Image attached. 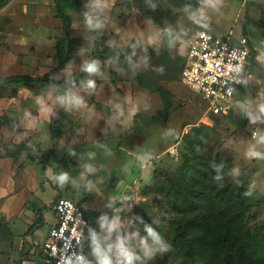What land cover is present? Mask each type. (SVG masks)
Returning <instances> with one entry per match:
<instances>
[{"label":"rangeland","instance_id":"rangeland-1","mask_svg":"<svg viewBox=\"0 0 264 264\" xmlns=\"http://www.w3.org/2000/svg\"><path fill=\"white\" fill-rule=\"evenodd\" d=\"M81 1L102 25L100 45L120 53L122 64L97 58L99 71L86 81L94 80L95 87L86 83L75 94L85 104L74 105L59 140V151L74 162L71 182L61 186L54 179L58 175H39L37 192L28 198L26 193L15 196L13 211L27 198L17 215H9L5 202L10 196L0 195V264H41L34 255L41 242L32 235L40 229L39 217L47 221L44 234L55 221L57 194L81 202L86 210L102 212L109 220L120 217L124 227L104 242L133 233L146 237V225L156 229L169 251L156 253L143 264H228L230 257L238 264H264V172L257 158L246 156L255 147L264 150L257 148L253 137L254 132H264V117L253 123L242 109L229 117H211L203 98L180 79L188 43L198 31L227 36L238 45L249 30L263 54L259 38L264 0H118L111 5L102 0L106 4L102 9L95 7L98 0ZM62 26L52 0H0V77H38L55 68ZM74 27L78 51L59 77L81 71L90 57V27L80 20ZM111 71L116 73L115 83ZM162 90L167 91L169 111ZM254 91L261 95L257 104L264 103L263 76ZM254 106L252 115H262L259 105ZM60 107L56 88L0 89V115H17L22 126L33 120L43 128ZM10 130L0 124L2 143L14 146L12 151L24 148L10 138ZM39 140L32 148L45 160L48 142ZM173 147L177 156L170 153ZM87 165L96 168L87 174L91 191L81 180ZM217 175L222 178L216 180ZM222 190L237 196L240 205L222 213L221 208L228 207L217 203ZM120 196L127 199H117ZM95 231L102 238L108 236L99 219ZM29 236L32 241H26L30 248L25 253L19 238ZM226 241L236 245L229 249Z\"/></svg>","mask_w":264,"mask_h":264},{"label":"built area","instance_id":"built-area-1","mask_svg":"<svg viewBox=\"0 0 264 264\" xmlns=\"http://www.w3.org/2000/svg\"><path fill=\"white\" fill-rule=\"evenodd\" d=\"M254 65L253 49L247 38L243 37L236 45L227 36L198 31L188 43L180 79L206 102V114L225 117L254 88L257 82ZM170 153L177 156L179 151L173 147ZM53 210L57 223L39 247L41 264H59L62 254L86 256L92 229L80 202L63 196Z\"/></svg>","mask_w":264,"mask_h":264},{"label":"trees","instance_id":"trees-1","mask_svg":"<svg viewBox=\"0 0 264 264\" xmlns=\"http://www.w3.org/2000/svg\"><path fill=\"white\" fill-rule=\"evenodd\" d=\"M248 5H255L253 3H248ZM55 7L57 10V16L61 19L65 35L62 39H58L57 44H56V50L58 54V59H59V64L56 68L52 69L50 72L44 74L43 76H31V75H10L6 77H0V89H4L7 87H15V88H20V87H32V86H37L40 88H56L57 93L59 95V99L61 102V98L64 97L69 90H74L77 89L82 81L90 74L86 71V66L78 72H74L71 74L68 78H63L59 77V74L66 69L67 65L69 64L74 49H73V38L70 35V30L72 27V18L67 14V9H72L79 13L86 21V17L84 15L85 12H89L86 6L83 4L81 0H55ZM260 22L262 24L263 28V33L262 36L264 38V11L261 12V18ZM247 24V23H246ZM246 24L244 26V35H246ZM92 33L94 36V44H93V50L92 54L89 57V63L95 62L97 58H102L104 62H109L111 59L117 60L119 63L122 64V57L120 53H117L116 51L113 50L111 47H102L100 45V39H101V34L98 28L92 29ZM64 40V41H63ZM101 48H103L101 50ZM187 53V50H186ZM186 56V54H185ZM253 57L256 59L257 57V52H253ZM185 63V58L183 62V66ZM182 66V68H183ZM181 75V73H180ZM111 80L113 83L116 82V73L114 71H111L110 73ZM165 90H162V94L164 97V105L166 110L169 111L170 109V101L168 95H166ZM61 107L58 111V115L56 116L55 119L51 120L50 122V134H51V141H52V149L46 155L45 160L43 161L44 165L47 160L51 159L55 161L58 164L63 165L65 168L68 176L70 177L69 182H71V167L74 165V162L72 161V157L67 154V153H61L59 151V140H60V133L65 129L66 123L68 120V117L70 116V113L66 110L65 103L61 102ZM241 109L240 107L235 108L233 111L230 112L228 116L229 117L233 112L236 110ZM167 111V112H168ZM216 118V117H215ZM215 120V119H214ZM17 121L8 118L6 116H1L0 115V124H5L9 125L13 131L17 132L18 129L16 127ZM71 185V183H70ZM236 190V187H234V191ZM227 190H222L221 194L219 195L220 199L218 204H226L228 207H222L221 211L222 213L226 209H233L240 205V202L236 200L237 196H234L233 194L228 195L226 194ZM242 195L245 196V193H242ZM61 194H57L55 197V201L53 204L56 203V201L61 198ZM80 205L83 207L82 203L80 202ZM54 206V205H53ZM224 206V205H221ZM84 208V207H83ZM225 208V209H224ZM85 210V213L90 220L91 226L90 229L95 230V220L99 219L101 216H103L102 212L98 211H90V210ZM238 217H241L239 214L237 215ZM44 224V218L41 216L36 222V225H43ZM33 227H31L27 235L32 233ZM228 244L229 249L234 247L236 245L235 242H230L226 241ZM105 244H108V242H105ZM38 250V251H37ZM40 250L39 248L36 249L35 256L38 259L41 260V255H40ZM86 256L89 261H91L93 264H95V256L93 255L92 252V245L91 243L88 245L87 250H86ZM228 264H238L237 260L233 257H230L228 259ZM26 262V260H25ZM30 264H36L34 262H29ZM28 263V264H29ZM16 264H24V262H18ZM39 264V263H38Z\"/></svg>","mask_w":264,"mask_h":264},{"label":"crops","instance_id":"crops-1","mask_svg":"<svg viewBox=\"0 0 264 264\" xmlns=\"http://www.w3.org/2000/svg\"><path fill=\"white\" fill-rule=\"evenodd\" d=\"M37 1L41 2V0H37ZM105 1L108 5H111L115 2H117L118 0H105ZM53 3L55 5V0H52V4ZM249 3H251V2H249ZM55 11H56V15H57L56 7H55ZM66 12L72 18V27L70 30V35L74 41L73 42V49H74L73 53H75L78 51L77 48H78V43H79L76 39V34L74 32L75 31L74 26H75L77 20L83 21L88 29H89V26L86 24L85 19L76 11H74L72 9H67ZM262 30H263V28H262ZM99 31H100V29H99ZM60 32L62 33V37H63L65 35L63 26H62V29L60 30ZM91 32H92V30H91ZM248 32H249V36L247 37V39L250 42V46L252 47L253 52H257V57L255 59L254 69H255V73H256V78L258 80V78H260V76L264 77V71H262V69H264V67H261V65H264V59H260L262 54L258 50L257 46H255L254 37L252 36L251 32L249 30H248ZM100 34H101V32H100ZM92 35H93V33H92ZM259 39H260L261 44H263V42H264L263 36H262V38H259ZM93 44H94V36H93V43H92L90 55L92 54ZM57 61H58V63H57V66H58L59 59H57ZM73 62H74V54H73V57L71 58L69 64H72ZM88 62H89V60H88ZM69 64L67 65V67L69 66ZM87 64L88 63H86V65ZM260 69H261V71H260ZM90 75H92V74H89L82 81L81 85L77 89L69 90L66 95L70 94V95L76 96L75 94L77 93V90H81L83 88V86L86 85L87 78ZM247 94L250 96V98L248 99V97H247L248 95H245L242 102H250L251 107H254V108H255L254 105H256V106L259 105L257 103L261 100L260 99L261 95L257 94L254 91V88L251 91L247 92ZM57 95H58V93H57ZM58 100L60 101L59 95H58ZM100 100L101 101H108L109 97H107L105 100H104V98L100 97ZM83 104H85V103H83ZM74 105H75L74 103L65 104L66 110L70 114L74 113L72 111L74 108ZM58 111H57L56 116L58 115ZM20 113H22V112H20ZM16 114H19V113L16 112ZM1 116H6L8 118H12V119L17 121V123H16L17 124L16 127L18 129L17 132L13 131V129L9 125H6V126H8L11 129L10 132L12 134L10 135V138H16L17 146L19 144H22L24 147V148L19 147V149L12 151L14 146L4 144V143H2V142H4L3 138L1 137V139H0V153L1 152L4 153L3 156H1V154H0V195L10 196L9 198H7V201L5 202L7 205L10 206L9 215H10V212H11V214L17 215L18 213L21 212L23 202H26V199L28 198V196H32L34 192L38 191V189L40 187L39 175H46L47 177L49 175H59L61 173H65L66 170H65V168L63 169L61 164H58L51 159L47 160L45 165H44L43 164L44 160L42 157L43 153L38 154V152H36L32 148V146H34V143L38 144L41 142L39 139H43L45 142H48V144H47V148L49 149L48 152L51 151V149H52V141H51V134H50V122L51 121L48 123L47 126L42 128L40 126V124H38V123L35 124L33 120H27V124L25 125L23 123V126H22V124H21L22 121H21L20 117L17 115L16 116L1 115ZM5 136L6 135H4V137ZM17 146H15V148ZM257 148L258 149L264 148V146H261V147L259 146ZM262 153H264V150L262 151ZM39 155H40V157H42V159H40ZM256 163H257L258 167L260 169H262L264 172V159H258L257 158ZM61 191H63V189H61ZM19 193H26L27 198L22 202L19 209L13 211V209H12L13 202L16 198L15 196ZM52 211L54 213L53 208H52ZM54 218H55V221L49 226L48 232L46 234H44L43 228H42L43 226H45L47 224V221L45 220L43 225H39L40 229L37 231V233L35 235H32L33 239L36 238V240L41 242L38 245V248L47 239V236H48V233H49V230L51 229V227H53L57 223L55 213H54ZM44 219H45V217H44ZM19 224H20V226L21 225L24 226V223H21V221ZM32 237L29 236V237H25V238H22V237L19 238L20 241L22 242V248H24L25 253H27L29 251L28 248H30L29 245H26V241L27 240L32 241ZM26 247H28V248L26 249ZM35 252H36V250H35ZM24 264H27V263H24Z\"/></svg>","mask_w":264,"mask_h":264},{"label":"clouds","instance_id":"clouds-1","mask_svg":"<svg viewBox=\"0 0 264 264\" xmlns=\"http://www.w3.org/2000/svg\"><path fill=\"white\" fill-rule=\"evenodd\" d=\"M105 6L106 4L102 2V0H98V2L95 4L96 8L102 9ZM84 15L86 17L85 22L90 28L96 29L102 26L98 19L91 13L85 12ZM200 15H204L203 10H201ZM260 59H264V54L261 55ZM237 70L239 71V68ZM86 71L90 74L97 73L99 71L98 63L92 62L87 64ZM87 87L94 88L95 81L91 79L88 80ZM61 102L65 104L74 103L77 106L83 104V100L81 98L70 94L62 97ZM239 107L249 115L253 123L264 117V103H260L258 108L259 113L262 115L256 116L252 115V112L250 111V102H241L239 103ZM254 137L256 139L257 145H264V132L257 131L254 133ZM246 156L249 159H264V153L258 151L255 148L248 150L246 152ZM86 168L87 173H81V180L86 181L87 188L89 191H91L93 185L90 181H87V174L95 172L96 168L92 165H87ZM221 178L222 177L220 175L215 177L216 180H220ZM54 179L57 183L63 186L69 181L70 177L67 173H61ZM117 199L127 198L120 196L117 197ZM109 206L111 207L112 204ZM117 211H119V209H117ZM99 222L101 230L106 231L108 236L102 238L100 234L94 229L90 230L92 252L95 256V264H143L145 260H151L156 253L169 251V245L164 240L162 235L149 225H146V237L141 238L139 233H133L129 236L121 235L117 237L114 243L105 244L104 241L110 239L112 233L119 231L122 227H124V225L122 224L119 216H115L109 220L107 215H103L99 218ZM133 238L138 239L137 244L132 243ZM59 264H92V262L89 261L83 254L77 255L72 253L71 255L62 254Z\"/></svg>","mask_w":264,"mask_h":264}]
</instances>
